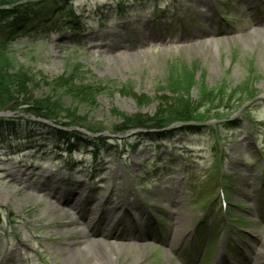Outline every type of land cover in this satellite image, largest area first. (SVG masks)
I'll return each mask as SVG.
<instances>
[{"label":"rangeland","instance_id":"obj_1","mask_svg":"<svg viewBox=\"0 0 264 264\" xmlns=\"http://www.w3.org/2000/svg\"><path fill=\"white\" fill-rule=\"evenodd\" d=\"M66 5L71 15L61 7L47 22L11 34L0 24V60L6 55L35 75L34 95L75 106L79 116L104 127L96 134L61 130L103 143L95 157L78 141L84 147L69 154L51 122L25 124L24 131L41 136L32 139L0 127V264H94L96 257L108 264L99 244L90 251L100 250V257L70 262L65 253L84 246V220L97 226L102 218L124 236H92L121 246L114 264H215L227 244L226 264L263 262L264 0ZM58 77L94 89V104H73L75 98L41 80ZM179 88L186 91L181 98L173 93ZM173 100L201 120L111 132L116 114L152 116L161 103L163 110L174 107ZM11 116L41 122L0 112ZM195 124L201 132H183ZM163 131L173 134L158 138ZM76 183L81 188L73 191ZM82 213L74 227L61 225L64 214ZM131 243L139 250L128 248Z\"/></svg>","mask_w":264,"mask_h":264},{"label":"trees","instance_id":"obj_2","mask_svg":"<svg viewBox=\"0 0 264 264\" xmlns=\"http://www.w3.org/2000/svg\"><path fill=\"white\" fill-rule=\"evenodd\" d=\"M67 0H0V24L4 29L11 34L14 30H20L26 25L32 23L35 25L47 22V18L54 15L59 8L62 7L65 13H71L68 7ZM72 14V13H71ZM70 14V15H71ZM52 15V16H53ZM70 17V16H69ZM35 75L26 70L22 66H13L9 57L3 55L0 60V112H10L15 114L21 113L26 116L35 117L37 119L49 121L60 128H78L89 131L92 134L99 133L104 127L101 124L93 123L88 120L86 115L79 116L75 106H63L57 98L51 96H36L34 90L36 89ZM42 81L48 83L54 91L60 90L65 94L72 96L74 99L73 104H87L93 105L95 100L96 91L83 85L72 84V79H61L60 77L51 80ZM84 87V88H83ZM181 98L186 93L185 89L179 88L175 92ZM138 99L137 97H135ZM162 102V101H161ZM175 106H168L163 110L161 107L154 112L152 116L142 114L137 116H127L124 114H116L120 121L113 125L111 132L120 133L130 129L143 128V127H165L171 122H188L201 120L194 114V109L187 105H180L179 101L173 100ZM220 112H215L213 116L219 118ZM238 121H228V125H235ZM28 126L42 127L44 124L41 122H28L25 119L14 118H0L1 131L5 132L8 136L15 135L16 132H24L26 135L23 139H32L40 136L39 133L24 131L25 124ZM31 124V125H30ZM101 125V127L99 126ZM19 128V129H17ZM28 128L26 127V130ZM183 132L197 133L201 132L202 127L199 125L183 126ZM53 137L57 143L65 144L67 153L80 150L86 145L91 150L94 156L99 149L100 144L103 143L101 138L83 137L76 130L70 132L60 129H54ZM23 134V133H22ZM170 131H163L158 133V138H170ZM16 136V135H15ZM41 137V136H40ZM18 139V138H16ZM83 139V140H82ZM77 141L80 144L78 145ZM95 149H92V148ZM95 157V156H94Z\"/></svg>","mask_w":264,"mask_h":264},{"label":"bare ground","instance_id":"obj_3","mask_svg":"<svg viewBox=\"0 0 264 264\" xmlns=\"http://www.w3.org/2000/svg\"><path fill=\"white\" fill-rule=\"evenodd\" d=\"M108 13V11H107ZM194 50H196V52H200L201 51V46L197 45L196 43L193 45ZM43 185V184H42ZM81 188L80 184H74L72 187L73 191L79 190ZM55 191V189H54ZM72 191V192H73ZM71 192V193H72ZM56 193V192H54ZM70 193V194H71ZM101 203L98 204V206H100ZM104 205V207H107V204L105 202L102 203ZM51 205H47L46 210L44 212H48L50 211ZM57 209V208H56ZM55 207H52V210H56ZM102 214L103 213H107V211L102 210ZM84 213L79 214V217L73 218L71 216H68L67 214H64V216L60 217V223L61 225H69V226H75L77 224H79L81 222V220H83V218H85V216H83ZM91 220V219H90ZM100 221V222H99ZM98 223H96L97 226H95V223L92 224L93 221H87L84 220V225L87 227L85 236L87 237V240L84 244L83 247H72V248H67L65 253H66V258L68 261L73 262L75 259H77L79 256L85 257L87 255H92V254H97L99 257L101 256L100 250L97 252H92L91 250V246L95 245V244H99L103 247L102 253L104 254V258L106 259L108 264H114L115 263V251L117 250L116 248H121V246L119 245L118 247L115 246V244H113L112 241H101V239L97 238V239H93L92 236L97 235L98 232H100V234L102 233V235H104V237L107 240H113V238H123L124 236L117 233L119 230H111V226L108 223L109 221H107V219L102 218L101 220H99ZM72 234V233H71ZM179 234L178 233L176 236V239L178 238ZM128 235V234H127ZM136 238V237H134ZM169 245V248L172 249V246L170 247L169 242L167 243ZM127 246V245H126ZM136 244L131 243L129 244L127 247L129 248H134V249H138L139 247H135ZM133 250V249H131ZM141 252V251H140ZM95 259V263L94 264H100L98 258H94ZM171 260V258H170ZM250 264H264L263 262H259L258 258H255L254 260H252V262Z\"/></svg>","mask_w":264,"mask_h":264},{"label":"water","instance_id":"obj_4","mask_svg":"<svg viewBox=\"0 0 264 264\" xmlns=\"http://www.w3.org/2000/svg\"><path fill=\"white\" fill-rule=\"evenodd\" d=\"M37 120H39V121H41V123L42 122H44L45 120H41V119H37ZM47 122V121H46ZM49 122V121H48ZM58 127V126H57ZM60 127H58V128H56V129H59ZM60 130H61V128H60Z\"/></svg>","mask_w":264,"mask_h":264}]
</instances>
